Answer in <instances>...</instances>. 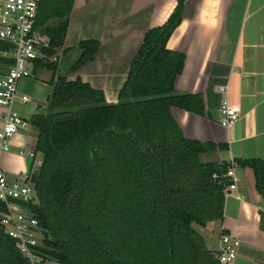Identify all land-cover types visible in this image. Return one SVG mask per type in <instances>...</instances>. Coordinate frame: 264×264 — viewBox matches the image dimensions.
Wrapping results in <instances>:
<instances>
[{
	"label": "trees",
	"instance_id": "trees-1",
	"mask_svg": "<svg viewBox=\"0 0 264 264\" xmlns=\"http://www.w3.org/2000/svg\"><path fill=\"white\" fill-rule=\"evenodd\" d=\"M73 4L39 0L36 27L49 39L48 54L63 46ZM182 5L178 0L164 23L144 32L116 103L80 77H67L94 60L97 39L78 42L80 55L66 74L55 77L57 62L33 61L32 73L52 72L45 110L30 119L41 164L31 171L36 196L28 207L43 228V261L218 264L194 224L222 221L228 181L220 174L230 162H201L200 154L225 146L185 137L171 113L177 107L206 115L201 94L174 91L185 54L166 43ZM7 47L0 41V51ZM13 61L0 56L5 65ZM233 161L252 169L264 198V159ZM4 211L0 202V220ZM0 264H30L1 222Z\"/></svg>",
	"mask_w": 264,
	"mask_h": 264
},
{
	"label": "crops",
	"instance_id": "crops-1",
	"mask_svg": "<svg viewBox=\"0 0 264 264\" xmlns=\"http://www.w3.org/2000/svg\"><path fill=\"white\" fill-rule=\"evenodd\" d=\"M177 1L74 0L61 47V52L69 50L59 55L55 77L66 74L77 60L80 40L97 39L100 46L94 60L77 72L67 73V77H80L101 89L107 103H116L144 32L164 23ZM166 46L185 54L174 91L201 94L204 99L205 116L171 108L183 135L225 146L202 153L199 159H264V0H183L181 22ZM46 70L18 83L11 109L26 119L45 110L52 75ZM219 85H227L228 99L240 107L239 119L229 126L220 123L219 106L224 94L218 91ZM23 95L28 102H21ZM4 115L5 108L0 106V125ZM36 139L32 126L11 136L9 149L0 153V167L8 176L29 171L30 160L21 151L34 149ZM236 171L240 180L237 190L224 195L222 221L194 224V228L216 252L221 230L238 239L235 264H264V216L258 211L264 198L256 190L251 168L238 166ZM215 228L216 237H212Z\"/></svg>",
	"mask_w": 264,
	"mask_h": 264
},
{
	"label": "built area",
	"instance_id": "built-area-1",
	"mask_svg": "<svg viewBox=\"0 0 264 264\" xmlns=\"http://www.w3.org/2000/svg\"><path fill=\"white\" fill-rule=\"evenodd\" d=\"M39 0H0V41L8 47L0 51V56L14 59L13 63H0V106L5 108V115L0 125V153L9 149L11 136L20 130L31 127L29 119L20 116L11 109L16 97L18 83L32 74L33 61L41 59L45 62H57L61 48L48 54L49 39L36 27ZM218 91L224 94L220 101L219 114L222 126H229L240 117V107L228 99L227 85H219ZM23 95L21 102H28ZM30 160L29 171L23 174L8 176L0 167V202L5 206L1 216V225L5 233L15 242L19 253L30 264H47L43 261V228L28 204L35 202V191L31 179V171L41 164L40 153L34 149L21 151ZM229 168L220 174L228 181L225 193L237 190L240 180L237 163L229 161ZM217 177L213 174V178ZM241 196L237 194V198ZM27 204V205H26ZM260 215L264 216V202L258 206ZM240 241L229 234L219 235L217 251L218 264H235Z\"/></svg>",
	"mask_w": 264,
	"mask_h": 264
},
{
	"label": "rangeland",
	"instance_id": "rangeland-1",
	"mask_svg": "<svg viewBox=\"0 0 264 264\" xmlns=\"http://www.w3.org/2000/svg\"><path fill=\"white\" fill-rule=\"evenodd\" d=\"M46 71H49V70H46ZM49 72H51V71H49ZM45 73H48V72H45ZM44 75H51V74H44ZM30 78V77H29ZM41 157V156H40ZM216 158V156H212V157H210V158H201L200 159V161L201 162H207V160H214ZM232 191H234V190H232ZM215 231H216V228L214 229V231L211 233V235H212V237H216L215 235ZM47 264H52V263H47Z\"/></svg>",
	"mask_w": 264,
	"mask_h": 264
}]
</instances>
